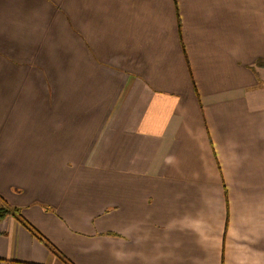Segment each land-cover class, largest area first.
I'll return each instance as SVG.
<instances>
[{
    "label": "crops",
    "instance_id": "0c3cea01",
    "mask_svg": "<svg viewBox=\"0 0 264 264\" xmlns=\"http://www.w3.org/2000/svg\"><path fill=\"white\" fill-rule=\"evenodd\" d=\"M0 198L73 264H264V0H0ZM0 264L65 263L9 214Z\"/></svg>",
    "mask_w": 264,
    "mask_h": 264
},
{
    "label": "trees",
    "instance_id": "16d2710c",
    "mask_svg": "<svg viewBox=\"0 0 264 264\" xmlns=\"http://www.w3.org/2000/svg\"><path fill=\"white\" fill-rule=\"evenodd\" d=\"M1 199V198H0ZM2 203L5 204V202L1 199ZM9 214L15 215L18 218L21 219V221L28 226L34 233V235L38 236L42 241L46 243V245L50 248V250L63 258L65 264H73L71 261H69L66 257L62 256L61 253L58 251V249L52 245L49 241L45 240L42 235H39V233L35 230V228L31 227L26 221H24L20 216V210L18 208H8V207H0V220L4 219Z\"/></svg>",
    "mask_w": 264,
    "mask_h": 264
},
{
    "label": "rangeland",
    "instance_id": "374dc122",
    "mask_svg": "<svg viewBox=\"0 0 264 264\" xmlns=\"http://www.w3.org/2000/svg\"><path fill=\"white\" fill-rule=\"evenodd\" d=\"M0 207L14 208L12 205L2 203V201L0 202ZM39 235H40V233H39Z\"/></svg>",
    "mask_w": 264,
    "mask_h": 264
}]
</instances>
